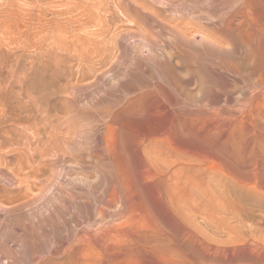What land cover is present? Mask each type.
Listing matches in <instances>:
<instances>
[{"label": "rangeland", "instance_id": "374dc122", "mask_svg": "<svg viewBox=\"0 0 264 264\" xmlns=\"http://www.w3.org/2000/svg\"><path fill=\"white\" fill-rule=\"evenodd\" d=\"M262 210L264 0H0V264H264Z\"/></svg>", "mask_w": 264, "mask_h": 264}, {"label": "bare ground", "instance_id": "6f19581e", "mask_svg": "<svg viewBox=\"0 0 264 264\" xmlns=\"http://www.w3.org/2000/svg\"><path fill=\"white\" fill-rule=\"evenodd\" d=\"M241 10V9H240ZM243 12V11H242ZM242 15V14H241ZM237 16V15H236ZM239 18H241V17H239ZM229 19V18H228ZM240 20V19H239ZM238 21V20H237ZM237 23V22H236ZM235 24V23H234ZM237 25V24H236ZM228 27V26H227ZM236 28V27H235ZM19 78V77H18ZM23 80V79H22ZM52 82H53V80H51ZM52 85V84H51ZM42 86H45V84L44 85H42ZM72 92H70V94H71ZM71 95H73V93L71 94ZM73 98V97H72ZM73 100V99H72ZM72 107V106H71ZM104 113V112H103ZM80 131V130H79ZM83 131V130H82ZM72 138V137H71ZM61 150V149H60ZM58 179V178H57ZM42 190V189H41ZM42 192V191H41ZM228 195V194H227ZM239 195V194H238ZM120 197V196H119ZM237 210V209H236ZM236 210H233L234 211V213L236 214ZM224 211H226V210H224ZM229 211V210H228ZM230 211H231V209H230ZM241 210H239V212H240ZM261 211V210H260ZM263 211V210H262ZM238 212V211H237ZM239 212L237 213V215L238 216H240V214H239ZM264 212V211H263ZM101 214V213H100ZM232 214H233V212H232ZM231 214V215H232ZM235 214L234 215H232L233 216V219L236 221V222H240L241 221V216H240V218H238V216L236 215V217H235ZM242 214H243V212H242ZM241 214V215H242ZM261 214V213H260ZM244 215V214H243ZM242 215V216H243ZM232 216H230V218L232 217ZM263 216V215H262ZM200 217V216H199ZM243 218H245L244 216H243ZM118 219V218H117ZM116 219V220H117ZM221 219V218H220ZM242 221H244V219H242ZM103 222V221H102ZM110 222V221H109ZM124 222V221H123ZM256 222V221H255ZM116 223V222H115ZM241 223H243V222H241ZM240 223V224H241ZM126 224V223H125ZM239 224V223H238ZM99 225H102V224H99ZM123 225V224H122ZM88 226V225H87ZM90 226V225H89ZM103 226H105V223H104V225ZM114 226V225H113ZM82 227V226H81ZM118 227V226H117ZM121 227V226H120ZM82 229V228H81ZM113 242V241H112ZM96 244V243H95Z\"/></svg>", "mask_w": 264, "mask_h": 264}]
</instances>
